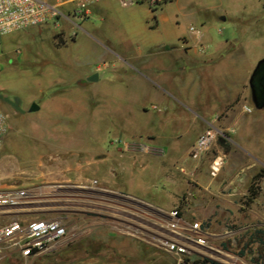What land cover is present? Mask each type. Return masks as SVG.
Returning <instances> with one entry per match:
<instances>
[{
    "label": "rangeland",
    "instance_id": "obj_1",
    "mask_svg": "<svg viewBox=\"0 0 264 264\" xmlns=\"http://www.w3.org/2000/svg\"><path fill=\"white\" fill-rule=\"evenodd\" d=\"M107 2L88 15L71 17L72 22L57 18V26L49 21L0 35V108L7 119L0 144V188L53 187V207L45 215L66 225L68 232L51 254L26 260L12 254L0 264H71L68 257L76 256L84 237L102 244L116 240L132 264H176L175 257L142 235L136 224L131 230L126 227L120 213L132 204L123 193L154 204L135 201V222L147 219L155 205L177 208L218 233L214 243H224L233 256L246 264H262L264 244L257 238H264V107L249 104V111L236 112V134L231 137L222 122L228 107L221 109L212 126L226 137L216 134L207 150L192 159L187 149L199 125L206 120L203 129L210 127L217 109L211 107L210 76L203 72L193 77L189 106L178 105L176 82L172 87L164 82L154 86L148 77L154 64L166 79L177 58L176 51H156L160 39L175 32L193 42L189 25L203 38L207 25L202 19L217 8L232 11L235 2L157 0L150 5L141 0L126 7L116 0ZM253 19L254 25L261 22ZM222 23V34L208 28L212 38L230 34V21ZM260 36L250 40L240 67H254L264 52V32ZM32 102L38 108L29 111ZM148 133L156 139L146 138ZM129 141L146 145L147 151L155 144L161 149L159 156L136 149L140 154L133 169L141 173V182L136 174L108 175L113 154L108 164L98 162L102 153L126 149ZM217 156L222 160L211 176L208 167ZM189 170L197 174L189 175ZM257 171L262 173L260 189L246 205L243 199ZM172 174L181 179L177 185L165 178ZM207 182L208 189H203ZM256 229L262 233L249 240Z\"/></svg>",
    "mask_w": 264,
    "mask_h": 264
},
{
    "label": "built area",
    "instance_id": "obj_2",
    "mask_svg": "<svg viewBox=\"0 0 264 264\" xmlns=\"http://www.w3.org/2000/svg\"><path fill=\"white\" fill-rule=\"evenodd\" d=\"M100 0H0V35L18 31L28 26L51 22L57 26V18L72 22L71 17L85 15L88 7ZM121 6H128L141 0H116ZM152 5L157 0H145ZM188 31L195 34L193 43L198 51L205 46L201 42L199 29L188 26ZM245 111L249 107L242 106ZM6 114L0 108V144L6 132ZM216 134L225 136L223 131L210 125L203 129L189 147L188 155L199 158L212 143ZM135 150L147 151L142 143L129 144ZM216 157L209 168V175H214L221 163ZM43 188L46 190L40 191ZM51 187H5L0 188V261L9 255H16L23 260L35 258L57 248L66 236L67 226L59 220L46 216L53 207ZM130 204L135 201L148 205L134 197H125ZM128 205L120 213L131 230L135 224L142 235L176 259V264H193V260L213 261L217 264H246L233 256L225 248L214 243L218 233L211 231L197 219H185L177 208L162 210L154 206L147 219L134 220V206ZM125 222V221H124Z\"/></svg>",
    "mask_w": 264,
    "mask_h": 264
},
{
    "label": "crops",
    "instance_id": "obj_3",
    "mask_svg": "<svg viewBox=\"0 0 264 264\" xmlns=\"http://www.w3.org/2000/svg\"><path fill=\"white\" fill-rule=\"evenodd\" d=\"M233 1L235 4H233L232 11L225 10L224 8H217L215 10H211L210 14L202 19L207 25V28L203 34V38L200 39L205 46L203 52L198 51L193 42L187 41L184 36L175 32L171 34V37L169 34L167 37L165 36L164 38L160 39L159 42L155 44L156 51L165 53L176 51L178 52L176 56L177 58L172 60L166 79L164 78L165 73L161 71L158 65L154 64L150 65V67L153 68V75L152 77L148 76L149 82L154 86H156L157 82H164L167 86H171L176 82L175 84L178 85V95L175 96V98L179 102L178 105L189 106L190 103H192L190 94L191 90L189 88L191 80L194 76H196V74L203 72L208 73L210 77L208 78L209 82L207 84L212 88L211 107H217L210 124L212 126L213 123H218V112L224 107H228L225 111V120L222 122L225 124L224 130H226V133L228 132L230 137L232 134H236V129L234 126V115L236 112L243 111L242 106L244 105L249 107V104H253L251 101L250 88L248 86V79L253 66L250 65L247 68L240 66H242L247 57L246 54L249 50L250 40L256 41L262 39L260 32H264V0H232V2ZM107 5V0L97 1L88 7L85 15L90 14L92 10H99L101 6L102 8L107 7ZM253 18H260L261 22L257 25H254L253 21L251 20ZM226 20H229L231 24L230 32L228 30L230 34L224 38H212L210 36L212 33L209 31L222 34L223 31L226 30V27L222 22ZM237 30L239 32H237V35H234L233 32ZM240 33L246 35L243 36L240 35ZM232 53L233 55H231ZM262 57H264V52H260L256 59L259 60ZM157 68L160 70H157ZM161 74L162 76L164 75L162 80H160ZM152 107H154V105H152ZM262 107L255 109H261ZM204 122V124L199 125L195 139L197 135L203 130V127L208 125L206 120ZM135 137L137 138L136 135ZM236 137L238 138L237 135ZM146 138L154 141L156 136L152 133H148ZM133 142L130 144H133ZM124 143L125 142H123V144ZM193 143L194 142H192V144ZM232 143L236 145L235 142ZM149 148L151 151L149 150L150 152H147L150 156L160 155L161 149L156 144ZM114 151L115 152L112 153L108 151L102 153L103 158L98 161L100 164H108L107 158L113 154L114 158L111 160L113 164L111 168L112 171L110 172L108 169L107 174H110L112 177H114L116 173H124L131 177L136 174V177L139 178L138 181L141 182V173L134 171L133 169V166H135V163L139 160L138 154L140 153H137V151L132 147H127L125 149V147L121 146L117 147ZM180 171L182 173L184 172L182 168ZM188 174L195 175L197 173L193 172V170H189ZM100 175L106 174L101 173ZM165 178L168 179L173 185H177L181 180L180 177H177L173 174L170 177L167 176ZM104 180L106 179L104 178ZM186 183L187 185L190 184L189 181ZM208 183L209 182L203 183L204 185L201 187L203 189H208ZM183 188L184 187L180 188V190ZM180 190H177L176 192L178 193ZM177 193L175 195H177ZM123 194L124 197H133L127 193ZM147 204L154 205L153 203L149 202H147ZM162 210L166 211L168 209L162 208ZM180 214L185 219H194L184 216L182 213ZM122 221H125L124 223L126 224L127 220L122 219ZM109 236L112 237V234H109ZM89 239L92 242L89 241ZM90 244H94V246L92 248L88 247ZM46 254H51V251ZM126 256V249L118 247L116 240L108 244H102V242H98L95 237H84L76 250V256H70L68 259L72 262L71 264H132L131 261L126 258ZM10 258L11 255L7 256L2 261L9 260Z\"/></svg>",
    "mask_w": 264,
    "mask_h": 264
},
{
    "label": "water",
    "instance_id": "obj_4",
    "mask_svg": "<svg viewBox=\"0 0 264 264\" xmlns=\"http://www.w3.org/2000/svg\"><path fill=\"white\" fill-rule=\"evenodd\" d=\"M248 86L250 88L252 106L254 108L264 106V57L255 62L251 74L249 75ZM37 108L38 106L32 102L28 110H37Z\"/></svg>",
    "mask_w": 264,
    "mask_h": 264
},
{
    "label": "trees",
    "instance_id": "obj_5",
    "mask_svg": "<svg viewBox=\"0 0 264 264\" xmlns=\"http://www.w3.org/2000/svg\"><path fill=\"white\" fill-rule=\"evenodd\" d=\"M262 176V173L261 171H257L255 172L252 176H251V180H250V183L247 187V190H246V194H245V197L243 199V203L248 205L253 199L254 197L256 196L258 190L260 189V186L258 184V180L259 178ZM258 233H262V231L260 229H256L254 230L252 233L249 234V240L253 241V237H256V234ZM257 240L260 242V245H263L264 244V238H257ZM88 244V243H87ZM221 245L223 247H225V244L224 243H221ZM240 254L243 253V251H239ZM259 257L262 259V264H264V252H262ZM207 263H211V264H217L213 261H209V262H206L205 260H193V264H207Z\"/></svg>",
    "mask_w": 264,
    "mask_h": 264
},
{
    "label": "bare ground",
    "instance_id": "obj_6",
    "mask_svg": "<svg viewBox=\"0 0 264 264\" xmlns=\"http://www.w3.org/2000/svg\"><path fill=\"white\" fill-rule=\"evenodd\" d=\"M51 188H53V187H51ZM51 188H49V190H52ZM39 190H40V191H43V190H46V189L40 188ZM54 190H55V189H54Z\"/></svg>",
    "mask_w": 264,
    "mask_h": 264
}]
</instances>
